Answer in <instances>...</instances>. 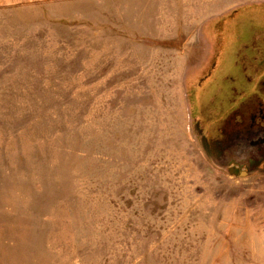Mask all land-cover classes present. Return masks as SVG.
<instances>
[{
	"label": "rangeland",
	"instance_id": "rangeland-1",
	"mask_svg": "<svg viewBox=\"0 0 264 264\" xmlns=\"http://www.w3.org/2000/svg\"><path fill=\"white\" fill-rule=\"evenodd\" d=\"M262 62L264 0H0V264H264V148L212 138Z\"/></svg>",
	"mask_w": 264,
	"mask_h": 264
},
{
	"label": "flooded vegetation",
	"instance_id": "flooded-vegetation-1",
	"mask_svg": "<svg viewBox=\"0 0 264 264\" xmlns=\"http://www.w3.org/2000/svg\"><path fill=\"white\" fill-rule=\"evenodd\" d=\"M262 63V66L253 69L254 75L256 72L262 73V80L258 83L256 92L249 95L245 103L229 115L228 124L219 130L220 135H217V128L213 127L214 141H220L224 145L229 140L235 139L236 146L239 147V141H255L258 138L259 148H264V62ZM249 80L253 81L252 77L249 76ZM232 151H236V148ZM262 155L264 156V149Z\"/></svg>",
	"mask_w": 264,
	"mask_h": 264
},
{
	"label": "water",
	"instance_id": "water-1",
	"mask_svg": "<svg viewBox=\"0 0 264 264\" xmlns=\"http://www.w3.org/2000/svg\"><path fill=\"white\" fill-rule=\"evenodd\" d=\"M228 172L231 174V175H233V176H236V177H247V176H249L250 175V173H248V172H241V170L240 169H238V168H230L229 170H228Z\"/></svg>",
	"mask_w": 264,
	"mask_h": 264
}]
</instances>
